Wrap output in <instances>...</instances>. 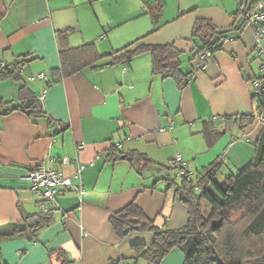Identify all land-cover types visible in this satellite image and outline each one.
<instances>
[{"label": "crops", "instance_id": "0c3cea01", "mask_svg": "<svg viewBox=\"0 0 264 264\" xmlns=\"http://www.w3.org/2000/svg\"><path fill=\"white\" fill-rule=\"evenodd\" d=\"M256 1L0 0V62L24 59L22 80L0 79V264H148L138 251L154 232L118 236L115 212L134 202L158 227L182 228L189 211L172 183L182 179L178 155L192 177L218 158L220 181L248 167L264 122L228 119L257 110L254 80L262 59L254 28L242 25L238 12ZM199 19L231 31L196 71ZM70 28L71 46L94 42L101 54L120 50L113 58L131 43L172 44L179 78L154 73L149 52L59 77L57 31ZM40 72L48 78H29ZM27 96L40 100V116L2 113ZM132 154L149 162L133 163ZM38 168L55 169L72 185L57 188L48 224L3 235L43 213L27 178ZM210 210L203 202V214ZM185 257L174 248L161 264H183Z\"/></svg>", "mask_w": 264, "mask_h": 264}, {"label": "trees", "instance_id": "16d2710c", "mask_svg": "<svg viewBox=\"0 0 264 264\" xmlns=\"http://www.w3.org/2000/svg\"><path fill=\"white\" fill-rule=\"evenodd\" d=\"M264 0H257L239 13L244 15L245 24L250 13ZM157 18L159 13H154ZM230 29L220 30L207 19H199L194 27V36L202 41V46L196 52L218 48L228 36ZM70 29L58 30L57 37L60 49V66L57 69L59 77L72 75L85 67H103L117 62L131 61L136 55L149 52L152 55L153 71L164 76L179 78V51L174 45H143L132 48L133 43L125 47L120 56L113 58L120 50L101 54L94 42H86L78 46L69 44ZM108 58V59H107ZM24 59L17 60L12 65L0 66V79L12 78L22 80ZM188 76L180 80L185 84ZM25 90L22 84L21 92ZM254 98L257 110L252 115L237 117L232 123L240 121L243 125L252 124L260 116H264V86L261 92H255ZM22 103L13 105L2 111L21 110L30 116H40L43 113L40 100L37 97H23ZM255 155L244 170L218 180L223 166L221 158L191 176L188 172L181 175V182L172 180L176 195L187 206L188 223L182 228H160L154 220L149 219L142 208L131 202L111 216V223L120 237H126L135 231H152L154 240L148 246H139V256L144 257L148 264H161L164 258L174 249L179 248L185 253L183 264H264V127L254 143ZM110 156L117 157L113 150ZM133 163L147 164L149 161L142 154L128 155ZM176 167V164H175ZM179 169V167L177 166ZM203 202L211 206L209 214H203ZM52 210L41 213L37 218L26 219L24 223L16 224L10 232L3 235H13L18 231L30 228L39 229L49 223Z\"/></svg>", "mask_w": 264, "mask_h": 264}, {"label": "built area", "instance_id": "2783aa9c", "mask_svg": "<svg viewBox=\"0 0 264 264\" xmlns=\"http://www.w3.org/2000/svg\"><path fill=\"white\" fill-rule=\"evenodd\" d=\"M245 25L249 27H253L257 37V53L258 56L262 59L261 67H260V76L256 77L254 80L255 84V92H261L262 87L264 86V4H259L256 9H254L247 20L245 21ZM213 51L211 49H206L202 51L195 63L196 71L203 70L207 67L208 60L212 57ZM4 63L0 62V66ZM30 79L35 78H48L46 73L40 72L34 74L29 77ZM46 94V90L43 91L42 98H44ZM259 119L264 122V116H260ZM63 163L69 162L68 157H64L62 159ZM175 164L180 169V175L185 172L186 163L183 161L181 155H178L175 159ZM79 169V174L82 169ZM27 178L32 182V190L40 199L39 205L41 211L43 213H47L48 211L54 210L57 206V188L59 187H69L72 185L71 178L64 176L61 172L55 169H46V168H38L36 170H32ZM78 190L81 194L84 193L83 187H78ZM122 264H128L127 262H123Z\"/></svg>", "mask_w": 264, "mask_h": 264}, {"label": "rangeland", "instance_id": "374dc122", "mask_svg": "<svg viewBox=\"0 0 264 264\" xmlns=\"http://www.w3.org/2000/svg\"><path fill=\"white\" fill-rule=\"evenodd\" d=\"M36 74V73H35ZM176 168H177V165H176ZM173 174V173H172ZM218 180H220V178H218Z\"/></svg>", "mask_w": 264, "mask_h": 264}]
</instances>
